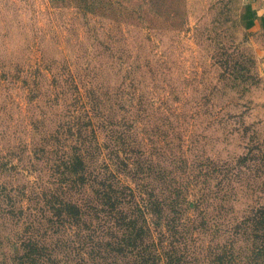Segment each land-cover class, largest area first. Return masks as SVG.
<instances>
[{
  "label": "rangeland",
  "instance_id": "rangeland-1",
  "mask_svg": "<svg viewBox=\"0 0 264 264\" xmlns=\"http://www.w3.org/2000/svg\"><path fill=\"white\" fill-rule=\"evenodd\" d=\"M106 181L162 264H264V0H0V264H92Z\"/></svg>",
  "mask_w": 264,
  "mask_h": 264
},
{
  "label": "trees",
  "instance_id": "trees-1",
  "mask_svg": "<svg viewBox=\"0 0 264 264\" xmlns=\"http://www.w3.org/2000/svg\"><path fill=\"white\" fill-rule=\"evenodd\" d=\"M82 158L77 155H73L70 162L67 163V169L69 170L72 179L78 178V173H81L85 169ZM78 165V166H77ZM91 175V174H90ZM92 176V175H91ZM92 179V177H91ZM77 181V179H74ZM123 190L109 181L102 183L97 189L99 198L101 199L103 210H106L108 216L114 219L113 226L119 228L117 235L114 240H105L103 243H95L93 246L96 247L98 259H95L92 264H162L161 255L157 254V247L155 242L151 239L150 229L145 230V223L141 220L139 214L142 213V209H138L139 214L135 213L134 209H125V194ZM181 200L173 201L171 203H164L168 211L165 213L166 223L168 227H171V234H175L178 228H175L173 223L179 218L182 211ZM164 205V206H165ZM158 206L160 207L157 211ZM63 210L70 211L73 204L65 203L64 207L60 205ZM147 208L154 215L157 223L160 224V220L163 218V210L161 203L158 200L150 199L147 203ZM70 209V210H69ZM139 215V216H137ZM147 239V240H146ZM34 239L27 238L21 241V248L23 253H19L17 248L20 245H16L15 251V263L13 264H47L48 258L43 260V248L33 243ZM149 247L150 251L146 249ZM109 249V253H119L126 261L119 263L117 261H109L108 256H104L108 251L102 252L103 249ZM173 248L166 247L165 257L167 264H183L180 256L177 255ZM207 257V263L214 264V254L212 249L209 248ZM131 261V262H130Z\"/></svg>",
  "mask_w": 264,
  "mask_h": 264
}]
</instances>
